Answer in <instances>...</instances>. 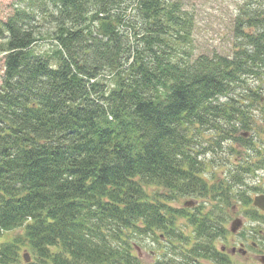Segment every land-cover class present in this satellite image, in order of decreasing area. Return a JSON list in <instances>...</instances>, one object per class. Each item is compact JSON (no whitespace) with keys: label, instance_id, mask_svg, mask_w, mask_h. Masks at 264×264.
<instances>
[{"label":"trees","instance_id":"1","mask_svg":"<svg viewBox=\"0 0 264 264\" xmlns=\"http://www.w3.org/2000/svg\"><path fill=\"white\" fill-rule=\"evenodd\" d=\"M19 2L0 21V264L22 249L26 264H143L146 237L163 243L152 264H231L215 241L264 167V149L236 152L253 148L252 111L264 117V0H242L229 54L195 52L180 0ZM221 152L242 159L209 177L204 157ZM186 195L206 201L172 206Z\"/></svg>","mask_w":264,"mask_h":264},{"label":"rangeland","instance_id":"2","mask_svg":"<svg viewBox=\"0 0 264 264\" xmlns=\"http://www.w3.org/2000/svg\"><path fill=\"white\" fill-rule=\"evenodd\" d=\"M183 7L187 9L195 18V31H194V48L197 54L200 53H214L219 52L223 54H229L233 48L234 43V19L237 15L238 9L242 0H180ZM19 0H0V21H6L15 12L17 6H20ZM41 27L37 35H39V41L37 42V50L49 51L53 47L54 42L51 41L50 24H45L42 20L36 21ZM49 33V34H48ZM0 36V89L3 82V75L5 72V52L2 48L5 45V38ZM262 78V77H261ZM264 78V77H263ZM256 82L262 83V80L253 79ZM252 123L254 129L250 131V139L254 142L253 148L238 147L239 141L235 140L234 144L237 146V151L248 152L252 155L253 163L259 160L256 157L257 152L260 149H264V117H262V110L256 108L252 111ZM231 143V142H230ZM228 151L227 143L224 148ZM204 159L206 162L215 161L208 165L209 177H226V173L230 168V165H235L242 159L239 155L227 156L226 152H221L217 157H213L211 154H207ZM204 176L206 173L203 174ZM245 183L243 187L248 191L250 196H254L258 193H264V191L253 190L252 187L261 185L260 190H264V169H258L255 174H248L245 176ZM150 190V189H149ZM237 191V190H236ZM235 191V192H236ZM234 192V193H235ZM196 200L194 205L200 204L202 201H206L200 197L194 196H178L176 200L172 202V206L179 207H193L185 206V202L189 200ZM232 204L228 208L229 217L226 222V227L230 228L231 222L236 218H243L244 227L237 235L229 234L226 237L218 238L215 244L218 248L223 245L228 246L229 249L236 247L237 252L229 257L231 264H261L259 258L264 254V220L259 218L254 220L252 213L254 211V205H245L237 198L232 199ZM177 224L182 228L184 235L190 234L192 227L189 226L185 218L178 217ZM22 229H16L12 232L3 234L1 241H7L11 239L15 234L21 233ZM256 244V246L253 245ZM247 251L243 253L242 248ZM158 244L154 242L151 237H146L140 244V257L143 264H152L157 258L154 251H160ZM25 249L20 251V260L23 264L26 262L23 259ZM199 264H217L212 260L204 259Z\"/></svg>","mask_w":264,"mask_h":264},{"label":"water","instance_id":"3","mask_svg":"<svg viewBox=\"0 0 264 264\" xmlns=\"http://www.w3.org/2000/svg\"><path fill=\"white\" fill-rule=\"evenodd\" d=\"M192 203V202H190ZM189 203V204H190ZM254 204L258 206L259 208L264 210V195H257L254 199ZM243 225V220L241 218H236L235 220L232 221L231 223V230L233 232H237L239 228H241ZM139 250V248H138ZM26 256V255H25ZM28 259V258H27ZM260 261L264 264V256L260 258Z\"/></svg>","mask_w":264,"mask_h":264},{"label":"flooded vegetation","instance_id":"4","mask_svg":"<svg viewBox=\"0 0 264 264\" xmlns=\"http://www.w3.org/2000/svg\"><path fill=\"white\" fill-rule=\"evenodd\" d=\"M261 152L264 153V150H261ZM256 157H257L258 160H260L261 158H263V157L258 156L257 154H256ZM261 169H264V167L261 168ZM253 174H255V173H253ZM253 174H252V175H253ZM256 187H260V188H261L262 186H261V185H257ZM242 245H243V244H242ZM253 245L256 246V244H254V243H253ZM246 253H247V251H246Z\"/></svg>","mask_w":264,"mask_h":264},{"label":"bare ground","instance_id":"5","mask_svg":"<svg viewBox=\"0 0 264 264\" xmlns=\"http://www.w3.org/2000/svg\"><path fill=\"white\" fill-rule=\"evenodd\" d=\"M1 90V89H0Z\"/></svg>","mask_w":264,"mask_h":264}]
</instances>
